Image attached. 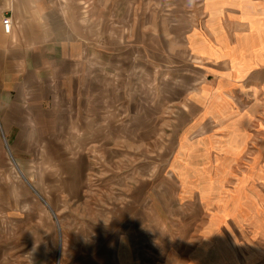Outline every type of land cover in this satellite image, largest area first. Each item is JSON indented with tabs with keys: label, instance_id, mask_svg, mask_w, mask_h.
Wrapping results in <instances>:
<instances>
[{
	"label": "crops",
	"instance_id": "crops-1",
	"mask_svg": "<svg viewBox=\"0 0 264 264\" xmlns=\"http://www.w3.org/2000/svg\"><path fill=\"white\" fill-rule=\"evenodd\" d=\"M74 3L83 9L71 17L50 0H0L4 142L36 143L52 189L71 200L45 203L57 248L50 222L31 235L20 226L11 234L18 246L0 227V264H264V255L237 249L247 243L218 234L250 226L252 192L264 189L250 169L251 120L264 116L251 112L264 27L251 24L264 20V0ZM61 15L67 26L53 36L47 21ZM191 167L194 178L176 169ZM112 190L126 201L108 206ZM60 215L68 217L59 223Z\"/></svg>",
	"mask_w": 264,
	"mask_h": 264
},
{
	"label": "rangeland",
	"instance_id": "rangeland-1",
	"mask_svg": "<svg viewBox=\"0 0 264 264\" xmlns=\"http://www.w3.org/2000/svg\"><path fill=\"white\" fill-rule=\"evenodd\" d=\"M54 7V10L60 11L65 10L70 13L71 17L76 16V14H81L78 12L82 7H78L76 2L79 0H65L62 2V6L60 5L61 0H50ZM67 1H70L68 3ZM81 1V0H80ZM67 4L71 5L67 7ZM81 11V10H80ZM66 13V14H69ZM74 14V15H73ZM68 15L65 17L61 15L60 20L59 18L56 19L55 23L53 20L49 23L47 21L46 26L48 30L53 36H56L59 33L58 24L62 27L67 26V18ZM51 19V18H48ZM254 24H251L253 28L256 27H264V20H253ZM201 24H198V26ZM78 26H82L77 25ZM202 26V25H201ZM78 27V28H80ZM173 43L177 45L173 48V53L175 56V52L178 53L182 49L184 45V40L178 39L173 40ZM184 48V47H183ZM180 54V53H179ZM176 58H180L179 56H175ZM261 78L264 76H260L258 73L257 75H252V79L256 80L252 83L251 90H252V102H251V112H257L259 114L260 111L264 112V87L259 86L258 83ZM212 80H209V83H212ZM261 112V114H262ZM236 121V120H235ZM240 121V120H239ZM252 122V157L255 158V164L250 168L251 174L256 179L257 176L261 175L264 176V116L259 117L256 115V118L251 120ZM33 146L32 148H29ZM37 146L36 143L32 144H18L4 142V136L0 130V227L7 230V228L11 229L8 230L9 236L11 240H15L16 245L18 246V242L16 238L12 236L13 234L18 235V229L20 226L21 228H26L25 232L31 234L36 233V228L34 227L35 224H42L43 222H50L53 224L56 230V221L52 214L47 209L45 203L48 206H64L69 205L71 200L66 199H59L58 191H54L52 189L53 180L51 175V171L53 169L51 167H44L41 165V158L43 157V152L41 150H37L35 148ZM40 146V145H38ZM156 169V170H155ZM164 168H154L155 174L158 171H162ZM173 169V168H169ZM176 169H183L184 174L188 178H194L195 176V167L191 168H176ZM206 169V170H205ZM227 169V168H226ZM235 174H236V168ZM247 168H241V170H246ZM223 170V169H222ZM213 171V172H212ZM221 169L218 168H204L205 174L209 172V175H215L222 178L223 175L227 174L221 173ZM148 170L146 171V173ZM142 174V173H141ZM140 176H143L141 175ZM146 175V174H145ZM144 175V176H145ZM119 178V177H118ZM31 186V188L26 184L25 180ZM120 179V178H119ZM120 181V180H119ZM234 182L230 180L228 183H225L223 186L229 189L230 186H233ZM259 185L261 184L260 181L257 182L258 189L260 190ZM120 186L122 184L120 183ZM211 188L209 189L210 194L216 193L213 190V186L210 185ZM115 188H119V186H115ZM36 189L38 191H36ZM114 189V187H113ZM121 190V188H119ZM123 190V189H122ZM108 195V206H111L112 203L117 204L119 201L125 202V199H122L121 195H116V191ZM262 193L259 192H252V199H251V215L247 214L246 221L249 223L250 226L240 227L239 229L234 228L233 225H227L222 230L218 232L220 238L230 234L233 238H235L238 243H247L248 246H241L238 245L237 249L244 252H251L256 251L257 256H255L256 260L264 255V189H261ZM118 193H124V191H119ZM38 195V196H37ZM40 197V198H39ZM115 197V198H114ZM117 197L119 199H117ZM71 204V203H70ZM157 204L159 206V202L157 200H153L147 206L148 208H155L157 210ZM73 205V204H72ZM208 206L207 208L211 207V202L205 204ZM68 217L67 215H60L57 217L59 223L61 219ZM153 219V218H152ZM155 221V220H154ZM157 223V221H155ZM28 226V227H27ZM15 228V231H14ZM29 229V230H28ZM224 230V231H223ZM56 232V241L59 240L60 243V236H58L57 230ZM23 233V231H22ZM76 236L80 234V231H68V236L70 235ZM111 231H108L109 238L111 237ZM12 234V235H11ZM104 233H102L103 235ZM94 236V234H93ZM78 237V235H77ZM58 241L56 242V248L59 245ZM253 253V252H252ZM170 254H175L174 250L170 252ZM239 255V254H238Z\"/></svg>",
	"mask_w": 264,
	"mask_h": 264
},
{
	"label": "built area",
	"instance_id": "built-area-1",
	"mask_svg": "<svg viewBox=\"0 0 264 264\" xmlns=\"http://www.w3.org/2000/svg\"><path fill=\"white\" fill-rule=\"evenodd\" d=\"M2 28H3V31L6 33V34H9L12 30V24H11V20L9 17H5L3 20H2Z\"/></svg>",
	"mask_w": 264,
	"mask_h": 264
}]
</instances>
